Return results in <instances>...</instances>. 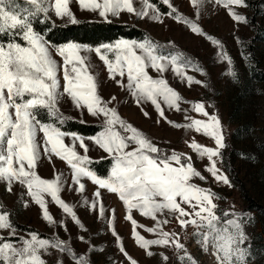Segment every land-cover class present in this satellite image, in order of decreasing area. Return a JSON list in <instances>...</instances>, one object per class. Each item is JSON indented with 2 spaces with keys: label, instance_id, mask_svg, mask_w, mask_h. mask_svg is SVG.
Instances as JSON below:
<instances>
[{
  "label": "snow or ice",
  "instance_id": "1",
  "mask_svg": "<svg viewBox=\"0 0 264 264\" xmlns=\"http://www.w3.org/2000/svg\"><path fill=\"white\" fill-rule=\"evenodd\" d=\"M72 2L24 0V5H27L24 6L20 0H0V182H5V190L11 192L12 184L18 182L26 188L31 201L38 205L42 219L67 232L65 221H56L50 214L49 202L45 199L46 196L50 197L51 203L61 210L62 215L67 216L78 229H84L74 207L61 198V176L42 179L35 170L42 154L49 159L55 156L71 169L69 190L83 196L86 186L82 181L85 179L95 186L94 199L89 202L84 197L80 203L99 218L105 215L100 190L118 197L126 211L125 220L131 224V236L146 255L154 254L149 250L151 246H174L178 252L185 250V245L176 233L164 230L169 220L159 217L167 213L175 215L182 228L193 226V235L202 251L208 252L211 248L217 264H247L251 248L250 245L245 247L249 238L243 226L254 223V218L250 220L246 215L234 212L218 215L214 200L219 197L214 196L211 190L192 183L194 177L201 181L206 178L193 166L191 157L175 150L170 153L162 150L141 131L121 119L115 107L109 106L116 97L105 102L98 95L87 54L94 53L103 62L109 79L126 77V84L117 81L120 87H126L138 106L142 102H150L157 114L166 121L161 102L169 109L180 111L181 96L169 86L164 73L170 66L171 71L189 85L202 84V81L194 80L191 75H185L184 69L192 66L191 61L178 51L165 54L161 49L170 47V44L162 46L147 38L142 41L118 39L114 43H103L96 47L78 42L54 46L41 32L35 30L34 21L39 18V22L47 23L50 10H54L55 17L67 18L68 22L76 24L77 20L70 8ZM161 2L170 9L167 15L181 19L175 16L176 9L169 0ZM191 2L195 6L198 0ZM214 2L223 5L234 22H246L244 15L233 10L234 7H246V0ZM75 3L81 10L98 14L106 22H110L109 17H118L124 12L138 18L160 19L157 5L150 0H139V7L136 6V0H75ZM185 23L193 33H201L195 23L187 20ZM212 43L219 46L218 41L212 40ZM53 49L60 61L54 58ZM217 55L228 65L224 74L235 79L231 58L223 51ZM148 69L156 72L157 78H153ZM194 70L203 75V69L196 67ZM65 94L77 109H86L91 116L103 118L102 130L89 139L112 160L106 177H101L90 168L92 161L87 155L89 148L85 139L57 126L65 122V117L57 108L59 98ZM40 109L46 110L49 118L56 123L38 119L37 111ZM191 110L208 119L185 115L187 122L184 124L167 122L177 128L194 130L214 141V148L203 146L195 140L188 147L193 153L207 158L205 171L214 180L230 186L229 178L217 167L215 159L220 157V150L225 146L219 118L210 115L202 102H192ZM144 115L148 113L144 112ZM41 133L42 141L39 137ZM66 137L71 140V144L65 143ZM77 142L83 155L77 151ZM182 205L188 206L191 211ZM133 211L141 217L150 218L154 222L153 226L140 225L133 218ZM107 227L121 254L130 260V264H138L128 257L112 219H108ZM138 228L155 238L146 239L137 231ZM0 230H8L9 233L6 237L0 235V264H47L42 254L48 253L49 249L67 255L74 264H90L88 255L75 253L58 236L46 238L35 231L26 236L18 235L8 212H0ZM77 239L89 243L91 251L97 250L85 237L78 236ZM161 258L165 262L168 259L163 255ZM177 259L187 261V264H197L186 251L184 256L178 255ZM57 264H63V260H58Z\"/></svg>",
  "mask_w": 264,
  "mask_h": 264
},
{
  "label": "rangeland",
  "instance_id": "2",
  "mask_svg": "<svg viewBox=\"0 0 264 264\" xmlns=\"http://www.w3.org/2000/svg\"><path fill=\"white\" fill-rule=\"evenodd\" d=\"M21 1L24 2V0ZM169 2L176 9L175 16L181 17L180 20L161 13L157 21L148 17L138 18L134 14L124 12L118 17H109V21L133 25L146 31L162 46L170 44L167 48L193 58V60L189 59L192 66L184 69L185 75H191L194 80L203 83L189 85L186 80L177 77L169 66L164 73V78L181 96L180 111L169 109L163 102L161 107L164 109L167 121H172L174 124L186 123L185 115L195 119H208L191 110L192 102L204 103L206 111L219 118L221 133L227 138L229 144L224 142L225 146L220 150V157L215 159H217V167L229 178L230 186L214 180L205 171V166L208 165L207 158L193 153L188 147V144L195 140L203 146L214 148L215 144L211 138L191 129L170 125L157 114L150 102H142L138 106L126 87L122 88L117 83L120 81L126 84V77L109 79L103 62L94 53H88L98 95L105 102L116 97L109 106L115 107L121 119L141 131L156 146L170 151H185V154L191 157L193 166L206 178L201 181L194 177L192 183L211 190L214 196L219 197L214 200L218 215L234 212L244 214L250 220L254 218V223L243 226L249 238L245 247L250 245L251 248V257L247 264H264V5H261L260 11L254 15L255 22L259 26L256 35L252 24L253 12L247 6L234 7V11L247 18L246 22L237 23L229 17L223 5H217L214 0H198L195 6L191 0H169ZM136 6L139 7V0H136ZM70 8L77 21L106 22L98 14L81 10L75 0L70 4ZM48 19L60 26L71 24L67 18L55 17L54 10H50ZM186 20L195 23L201 29V33H193L190 26L185 23ZM212 40L218 41L219 46L213 44ZM250 43L251 47L248 46ZM52 51L54 58L60 61V58L55 56L54 49ZM221 51L231 58L232 67L236 72L235 79L224 74L228 65L217 55ZM196 67L203 69V75L194 70ZM148 71L153 78H157L156 72L151 69ZM59 78L62 91V72L59 73ZM208 84L211 85L212 90ZM57 108L65 117L102 126V117H93L87 113L86 109H77L66 94L59 98ZM144 112L148 115L145 116ZM39 137L42 141V133ZM83 138L88 145L87 155L91 161L110 158L89 139L90 137ZM65 143L72 142L66 137ZM76 147L78 153L83 155L78 142ZM42 151L41 149V153ZM35 170L42 179H54L56 175L61 176L63 184L61 198L74 207L85 227L82 230L78 229L67 216L62 215L57 206L51 203L50 197L46 196L50 214L56 221H65L67 232L55 224L49 225L42 219L38 205L27 196L25 187L14 182L9 192L5 190V182H0V212H8L15 227L16 225L26 226L53 237L58 236L64 239L75 253L88 255L90 264H130V260L118 250L116 240L107 227L108 219H112L113 227L121 238L128 257L137 261L138 264H187V261L182 262L177 259L178 255L184 256L185 251L195 259L197 264H217L211 248L208 252L202 251L193 235V226L182 228L175 215L167 213L159 217L169 220L164 230L176 233L180 242L185 245V250L178 252L174 246H151L149 250L154 254L146 255L145 250L134 242L131 236V224L125 220L126 211L115 194L100 190L105 215L99 218L95 212L80 203L84 197H87L89 202L94 199L95 186L85 179L82 181L86 186L83 196L75 193L74 190H69L71 169L66 162L55 156L49 159L42 154ZM74 187L73 185V189ZM250 203H252L251 208ZM182 207L191 211L186 205ZM132 215L140 225L153 226L154 222L150 218L141 217L136 211H133ZM137 231L146 239L155 238L142 228H138ZM8 234V230H0V235L6 237ZM17 234L27 235L18 229ZM78 236L90 240L91 245H95L97 250L91 251L90 244L80 242L77 239ZM162 255L167 256L166 262L161 258ZM42 258L47 261V264H57V261L61 259L63 264H74L67 255L55 249H49L48 253L42 254Z\"/></svg>",
  "mask_w": 264,
  "mask_h": 264
},
{
  "label": "trees",
  "instance_id": "3",
  "mask_svg": "<svg viewBox=\"0 0 264 264\" xmlns=\"http://www.w3.org/2000/svg\"><path fill=\"white\" fill-rule=\"evenodd\" d=\"M150 2L157 5L161 14L167 15V13L170 11V9L160 0H150ZM20 3L24 4V2H22L21 0ZM261 5H264V0H246V6L250 9V11L253 12L252 24L254 25V31L256 35L259 31V26H257L255 22L254 15H257V13L260 11ZM34 28L36 31L41 32L46 37V39L54 46H60L68 42H78L81 44L89 45L91 47H96L103 43H114L118 39L142 41L145 38L161 45L160 43L155 41L146 31L129 24H119L103 21H77L76 24L60 26L52 23L49 19L47 20V23H41L39 22L38 18L34 21ZM248 46L251 47V43ZM171 49L172 48H162L161 51L165 52V54L175 51ZM250 50H252V48ZM183 55L185 58L193 60V58H191L189 55ZM208 85L210 86V90H212L211 85ZM37 116L38 119H40L42 122L56 123L55 120L49 118L46 110L44 109L38 110ZM57 126H60L63 131L75 132L82 137H92L102 130L101 125L82 123L69 117H65V122L62 125L58 124ZM223 139L226 144H229V141L224 135ZM162 150H165L169 153L171 152L167 149ZM176 152L187 156V154H185V151ZM111 164V158H106L98 161H92L90 168L98 173L101 177H106L110 171ZM251 206L252 203H250V208ZM16 229L24 233L35 231L42 237L46 238L53 237L26 226L16 225Z\"/></svg>",
  "mask_w": 264,
  "mask_h": 264
}]
</instances>
